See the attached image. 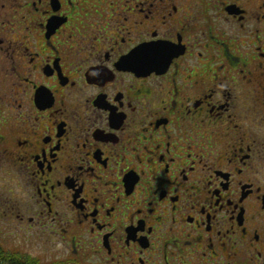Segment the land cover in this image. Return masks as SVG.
<instances>
[{"label":"flooded vegetation","instance_id":"1","mask_svg":"<svg viewBox=\"0 0 264 264\" xmlns=\"http://www.w3.org/2000/svg\"><path fill=\"white\" fill-rule=\"evenodd\" d=\"M0 168L50 264H264V0H0Z\"/></svg>","mask_w":264,"mask_h":264},{"label":"rangeland","instance_id":"2","mask_svg":"<svg viewBox=\"0 0 264 264\" xmlns=\"http://www.w3.org/2000/svg\"><path fill=\"white\" fill-rule=\"evenodd\" d=\"M1 1L9 4L11 0ZM2 176L3 172L0 170V199L4 196L11 197V194L8 193V189L12 188V185L7 182L9 180L3 181ZM4 177L8 179V177ZM10 205L11 203H0V244L7 250H18L23 253H29L34 259L35 256H37L41 264H50L49 262L59 260V257L57 258L58 255H56V249L58 247H47L42 236H38V238L33 236V231L23 234L21 230H16L15 220L12 218L9 220H2V208L7 211V207H10Z\"/></svg>","mask_w":264,"mask_h":264},{"label":"trees","instance_id":"3","mask_svg":"<svg viewBox=\"0 0 264 264\" xmlns=\"http://www.w3.org/2000/svg\"><path fill=\"white\" fill-rule=\"evenodd\" d=\"M0 264H41L18 250H7L0 244Z\"/></svg>","mask_w":264,"mask_h":264},{"label":"water","instance_id":"4","mask_svg":"<svg viewBox=\"0 0 264 264\" xmlns=\"http://www.w3.org/2000/svg\"><path fill=\"white\" fill-rule=\"evenodd\" d=\"M125 63V62H124ZM123 64V63H122Z\"/></svg>","mask_w":264,"mask_h":264}]
</instances>
